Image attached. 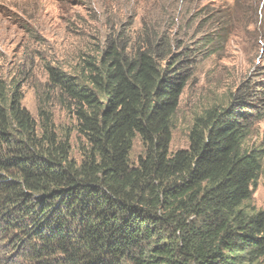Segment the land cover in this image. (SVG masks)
I'll use <instances>...</instances> for the list:
<instances>
[{"label":"trees","instance_id":"16d2710c","mask_svg":"<svg viewBox=\"0 0 264 264\" xmlns=\"http://www.w3.org/2000/svg\"><path fill=\"white\" fill-rule=\"evenodd\" d=\"M223 20L208 41L227 38L229 17ZM149 25L135 43L124 31L106 34L74 73L45 66L49 86L72 107L84 140L80 160L50 113L40 109L37 123L17 85L0 80V264L264 258V210L247 205L263 171L264 143L245 146L254 122L264 119V102H250L260 90L247 80L227 103L195 115L187 148L171 151L173 117L195 56L173 54L169 37ZM136 137L143 153L133 163Z\"/></svg>","mask_w":264,"mask_h":264},{"label":"rangeland","instance_id":"374dc122","mask_svg":"<svg viewBox=\"0 0 264 264\" xmlns=\"http://www.w3.org/2000/svg\"><path fill=\"white\" fill-rule=\"evenodd\" d=\"M227 16V38L208 41ZM143 24L167 35L173 54L187 50L195 56L173 117L171 151L187 148L195 115L227 103L247 80L260 90L250 102H264V0H0V80L17 85L21 105L37 123L39 110L46 109L57 134H69L71 157L80 160L84 140L72 107L49 86L45 66L74 73L87 55H97L106 34L124 31L135 43L149 32ZM259 143L264 119L254 122L245 146ZM142 153L136 137L129 160L135 163ZM262 170L247 203L254 210H264V157Z\"/></svg>","mask_w":264,"mask_h":264}]
</instances>
